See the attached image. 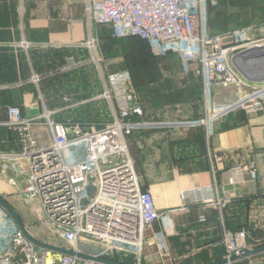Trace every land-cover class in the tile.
<instances>
[{
    "label": "built area",
    "instance_id": "2783aa9c",
    "mask_svg": "<svg viewBox=\"0 0 264 264\" xmlns=\"http://www.w3.org/2000/svg\"><path fill=\"white\" fill-rule=\"evenodd\" d=\"M215 4L213 0H85L84 10L90 24L112 29V38L136 37L151 43L157 53H176L184 72L192 71L200 80L205 104L200 118L181 125L207 130L232 113H264V81L251 85L232 64L233 57L264 48V22L255 36L247 27L210 34L203 20L205 11ZM95 42L90 35L84 47L94 48ZM15 48L28 49L29 44L23 41ZM67 61L75 64L73 57ZM106 79H102L101 98L112 109L111 122L85 130L79 124L57 123L52 120L53 112L46 111L42 116L52 142L45 148H38L31 138L30 122L22 117L19 107H9L5 125L21 133L22 152L0 154V174L4 177L10 170L15 177L5 179L12 187L16 177H26L20 196L38 204L53 234L68 243V249L125 264L113 256L133 251L145 259V232L164 215L156 209L151 192L141 188L127 147V139L134 132L154 126L143 118L128 72ZM32 80L36 83L37 76ZM216 88L238 90L233 101L215 103L212 97ZM63 101L68 103L69 98L65 96ZM231 174V184L242 182V167L231 169ZM90 187L92 193L88 192ZM213 192L212 187L193 188L181 191V196L192 203L225 207L227 199H215ZM0 212L10 217L1 206ZM11 221L0 264H101L77 255L52 258L49 255L53 251L33 243ZM199 223L206 224L205 217H200ZM221 235L223 264H264L259 254L246 256L247 251L258 248L249 241L247 229H224ZM153 239L160 258H167L165 239Z\"/></svg>",
    "mask_w": 264,
    "mask_h": 264
},
{
    "label": "crops",
    "instance_id": "0c3cea01",
    "mask_svg": "<svg viewBox=\"0 0 264 264\" xmlns=\"http://www.w3.org/2000/svg\"><path fill=\"white\" fill-rule=\"evenodd\" d=\"M10 1H15V9L10 7ZM84 6L85 0H0V129H5L2 147L6 149L0 154L22 152L21 133L18 129L5 125L8 107H19L22 117L29 120V132L38 148L48 147L52 142L50 128L42 115L51 111L52 117L56 118L68 112L59 96L42 94L39 80L35 83L23 78L24 74L18 70L23 63L18 60L21 53L16 51V43L27 42L34 59L38 58L36 65L39 63L43 66V60L51 65L47 67V72L52 67L56 70V54L62 59L65 55V60L68 56L76 55L80 60L84 54V43L90 35L98 42L101 71H118L119 64L122 63L120 58L134 56L137 52V48L130 42L124 44L122 40L105 36L103 28L109 29L108 27L90 24L86 19ZM130 39L145 42L136 37L127 40ZM108 51L111 53L107 54ZM7 56L9 59H5ZM3 66L12 73L7 72ZM182 66L179 60L172 65V70L163 71L165 76L161 83L170 89L168 91L173 92L174 98L161 100L158 110H154L158 107V102L151 95L148 99L145 97V102L141 103L139 100L145 119H192L202 113L201 82L192 71L185 73ZM190 67L194 68V65ZM172 73L174 74L171 75ZM50 74L47 77H51L49 80L54 83L69 78L65 74L60 76L56 71ZM132 86L134 89L133 77ZM182 88L184 96L177 95ZM224 91L225 89L216 88L213 95L218 97V93ZM92 101L95 100L82 99L76 106L84 109ZM127 140L129 156L135 166L141 169V188L151 192L156 209L164 215L146 231L148 257L159 262L153 238L163 237L165 241L167 239L166 242L184 239L186 236L195 238L193 234L201 226H211L213 229L224 226L229 230L245 228L256 236L261 232L262 228L257 229L258 225L251 226L249 219L254 215L264 214V113H232L207 130H141L134 132ZM1 165L0 161V167ZM238 166L243 169L242 182L231 184V169ZM7 171L4 177L0 174V195L20 196V189L26 185V177H16V186L12 187L5 177L15 176L10 170ZM206 187L213 188L215 199H227V205L220 208L215 204L192 203L189 198L181 196V191ZM34 204L38 205L36 202ZM40 212L39 210V218H43ZM200 217H205L207 223L200 224ZM4 243V238L0 236V252L6 246ZM216 244V240H213L202 246H195L198 248L191 251V258L194 259L199 250L202 253L199 264L221 261L223 250L217 252ZM59 255L52 252L49 256L56 259Z\"/></svg>",
    "mask_w": 264,
    "mask_h": 264
},
{
    "label": "rangeland",
    "instance_id": "374dc122",
    "mask_svg": "<svg viewBox=\"0 0 264 264\" xmlns=\"http://www.w3.org/2000/svg\"><path fill=\"white\" fill-rule=\"evenodd\" d=\"M213 1L216 4L213 6L210 5L208 7V9L205 11L203 20V25L206 31L210 34H219L225 32L226 30L239 27H247L252 30L251 35L255 36V33L257 32L255 30H257V28L264 22V0ZM243 17H245L246 20H243ZM103 34L109 38V36H112V29L103 28ZM129 38V36H121L119 38H115L118 40H122L124 44H128L130 42L129 44L137 48V52L134 54V56L124 55L125 57L120 58V62L122 63L119 64L120 66L119 69H117L118 71L115 70L113 72L107 71L106 69H103V71L100 70L99 62H101V56L98 52L97 40L95 42L94 48H89L86 46L84 47V54L82 53L83 57H81L80 60H78L76 55H74L76 57L75 58L73 56H68L67 54L68 57L74 58L75 64H70L67 61V56L65 60V55L62 56V59L59 58V54H56V70H53L54 67H52L49 72L47 71L49 66L51 65L46 60H43V66L39 63L36 65L35 61L38 60V58L34 59L30 48H16V51L21 53L20 55H18V60H21L23 63V66H20L18 70L21 74H24V79H29L30 81L33 79V75L37 76L39 83L41 84L42 94L44 96H47L48 94L50 96L55 95L56 97L57 95L60 97V99H62V101H60L62 103H64L63 97L66 96L69 98V102L64 103L63 106L66 111H68L66 112L67 114H72L65 119L68 124H79L85 130H91V128H101L110 123L112 120V109L108 105L106 100L101 98L103 93L102 82L103 80H107V76L111 74L126 71L131 75V77H133L135 94L137 102L140 106L141 104L139 100H141V103L145 102V97H147L148 99L150 98L149 95H151V97H153L158 102V107L155 108L153 105L152 109L155 108L154 110H158L160 106L159 103H161V100H163L164 98L172 97L173 92L168 91L170 89H167L165 87L166 85L162 84L161 81L164 79L165 76V72L163 71L172 70V65L175 64V62H178L179 60L181 61L180 57L176 53L172 52L157 53V49H154L151 43L141 42L135 39L127 40ZM104 43L107 44V42ZM106 53L110 54L111 51H108ZM97 57L99 59H97ZM5 59H9L8 56L5 57ZM7 65L8 63H6V66ZM3 67L5 68V70H7V72L9 71L10 73H12L11 70L7 67ZM160 68H162V70ZM54 71L58 72L60 76L64 74L65 76L68 75L66 77L69 78L67 80L65 79L64 81L59 80L60 83H54L53 81L49 80V78L51 77H47L51 76L50 73ZM72 73H75L74 76L70 75ZM38 74H41V77ZM173 74L174 73H172L171 75ZM245 89L246 88H243V90ZM237 90V88L225 89L224 93H218V97L213 95L212 101L215 103L233 101L235 99ZM184 94V89L182 88V90H179L177 95L184 96ZM89 98H93L95 101H92V104L89 106L82 105V107L84 106V109L77 108L76 104H78L82 99L85 100ZM201 99L203 98L201 97ZM202 103L204 111L205 104L203 100ZM203 111L199 116L192 119L189 118L181 120H169L162 118L160 120L158 117H156L155 119H145L144 115L143 118L147 123L154 126V128L152 129H198L190 128L181 124L200 118L203 114ZM52 120L55 121V118L52 117ZM199 129L204 128L200 127ZM4 133L5 129H0V152L6 150L4 147H2V143L4 142ZM134 167L141 184V169L139 170L135 166V164ZM0 196L11 205V207L18 214L24 227L27 229L29 234L36 240L44 244L52 243L57 245L68 246V243L53 234L48 223H46L43 218H39L38 213L40 209L38 205L34 204V202H26L19 195L1 194ZM252 217V219H249V224L251 226L258 225L257 229H262L260 230L261 232L258 233L257 236L248 232L249 241L256 245L258 248H261L264 246V214L254 215ZM12 226L13 225L11 218L4 217V215L0 212V228L2 232L0 236L5 240L4 245H7L8 243V238H5V236L9 234V231L11 230ZM224 229H226L224 226H217V228L215 229L211 228V226H201L198 227L196 233L193 234L195 235V238L193 236H186L184 237V239H173L170 242L168 240L167 243H169L168 246L170 249L169 254L167 258L160 259L159 256V262H156L154 259H152V257H148L149 252L146 251V244L144 247L143 254V256H146L145 259H143V257L138 258L137 254L133 253V251L118 253L114 255L113 258L120 262L132 264H137L138 262L139 264H199V260L200 257H202V253L198 250L197 255L194 257V259H192L191 251L194 250V248H198L195 246H202V244H204L205 242H213V240H216L217 242V252L221 251V249L223 250V245L221 242V232H223ZM146 236L147 232H145V237ZM259 256L264 263V252L259 254Z\"/></svg>",
    "mask_w": 264,
    "mask_h": 264
},
{
    "label": "water",
    "instance_id": "95a60500",
    "mask_svg": "<svg viewBox=\"0 0 264 264\" xmlns=\"http://www.w3.org/2000/svg\"><path fill=\"white\" fill-rule=\"evenodd\" d=\"M232 64L246 80L248 81L258 80L259 83L264 81V48L253 49L247 52H243L232 58ZM88 192L92 193L93 188L92 187L88 188ZM0 206L13 219V221L15 222L17 227L22 231V233L29 240H31L33 243L37 244L38 246L44 247L58 254L77 255L81 258L93 260L101 264H121L107 259H100L89 255L76 253L70 249H64L53 245L41 243L40 241L36 240L34 237H32L29 234V232L21 222L18 214L11 207V205L1 196H0ZM263 252H264V246L261 248L254 249L252 251H247L246 256L258 255ZM223 262L224 261L221 260L219 262L212 264H223ZM255 264H262V263H255Z\"/></svg>",
    "mask_w": 264,
    "mask_h": 264
},
{
    "label": "trees",
    "instance_id": "16d2710c",
    "mask_svg": "<svg viewBox=\"0 0 264 264\" xmlns=\"http://www.w3.org/2000/svg\"><path fill=\"white\" fill-rule=\"evenodd\" d=\"M9 4H10V7L12 8V9H15V7H16V3H15V1H10L9 2ZM245 17H243V20H246V18L244 19ZM76 79V78H75ZM65 79H63L62 81H64ZM58 83H60V81H58ZM86 89V88H85ZM70 115H72V114H70V113H62L60 116H58V117H56L55 118V121L57 122V123H63V124H68L66 121H65V119L68 117V116H70ZM75 115V114H74ZM79 116H81V115H79ZM232 230H238V229H232ZM125 264H132V263H126V262H124Z\"/></svg>",
    "mask_w": 264,
    "mask_h": 264
},
{
    "label": "bare ground",
    "instance_id": "6f19581e",
    "mask_svg": "<svg viewBox=\"0 0 264 264\" xmlns=\"http://www.w3.org/2000/svg\"><path fill=\"white\" fill-rule=\"evenodd\" d=\"M249 82H251V85H256V84H258L259 83V81L258 80H253V81H249ZM49 263V262H48Z\"/></svg>",
    "mask_w": 264,
    "mask_h": 264
}]
</instances>
